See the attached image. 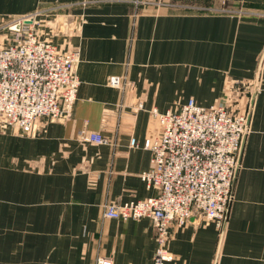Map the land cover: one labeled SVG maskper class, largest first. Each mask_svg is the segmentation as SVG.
<instances>
[{
	"label": "crops",
	"instance_id": "0c3cea01",
	"mask_svg": "<svg viewBox=\"0 0 264 264\" xmlns=\"http://www.w3.org/2000/svg\"><path fill=\"white\" fill-rule=\"evenodd\" d=\"M75 1L0 0V18ZM83 1L64 9L73 20L65 34H43L61 51H79L68 118H39L29 135L0 121V264H94L97 256L151 264L150 219L103 215L107 202L156 193L140 177L160 131L151 111L189 98L248 108L264 17L219 10L264 11V0ZM85 129L107 143L80 139ZM167 247L170 264H264V58L222 231L173 227Z\"/></svg>",
	"mask_w": 264,
	"mask_h": 264
},
{
	"label": "built area",
	"instance_id": "2783aa9c",
	"mask_svg": "<svg viewBox=\"0 0 264 264\" xmlns=\"http://www.w3.org/2000/svg\"><path fill=\"white\" fill-rule=\"evenodd\" d=\"M85 3L53 4L0 18V121L17 127L20 135H29L39 118L64 121L71 112L80 84L79 51H61L43 34H65L73 20L64 9ZM219 11L239 17H264V11L248 8L223 7ZM5 32L9 34L1 44ZM109 84L122 87L123 82L121 77L112 76ZM247 110H233L222 102L202 106L189 98L177 109L151 111L160 131L147 145L151 165L140 177L156 193L103 205L107 218L150 219L156 241L151 264L173 261L174 254L167 247L173 227L212 222L220 231L223 229ZM80 139L108 141L87 129L81 131ZM94 264L120 263L97 256Z\"/></svg>",
	"mask_w": 264,
	"mask_h": 264
},
{
	"label": "water",
	"instance_id": "95a60500",
	"mask_svg": "<svg viewBox=\"0 0 264 264\" xmlns=\"http://www.w3.org/2000/svg\"><path fill=\"white\" fill-rule=\"evenodd\" d=\"M263 58H264V50H263L262 55H261V57L259 59V64H258V68H257V74H256V78H255V83H254V87H253L252 94H251L250 99H249L248 110H247V115H246L245 132H244L243 137H242V140H241V145H240V150H239V154H238V159H237V164H236L235 172H236V169H237L238 164H239V157H240V154H241V151H242V146H243V141H244L245 133H246V130L248 128V123H249V118H250L251 109H252V105H253V100H254V96H255V93H256L257 87H258L259 72H260V68H261V64H262Z\"/></svg>",
	"mask_w": 264,
	"mask_h": 264
},
{
	"label": "rangeland",
	"instance_id": "374dc122",
	"mask_svg": "<svg viewBox=\"0 0 264 264\" xmlns=\"http://www.w3.org/2000/svg\"><path fill=\"white\" fill-rule=\"evenodd\" d=\"M135 1H142V0H135ZM231 9V8H230ZM248 9H250V8H248ZM256 10V9H255ZM258 11H261V10H258ZM42 20H43V18H42ZM8 34H9V32H5L2 36H3V38H6L7 36H8ZM2 39V38H1ZM4 42V40L1 42V44ZM212 223V222H211ZM202 224H205V223H202ZM202 224H200V225H202ZM213 225H214V223H212ZM199 226V225H198ZM215 226V225H214ZM196 227V226H195ZM215 228L217 229V231L218 232H220V230L215 226ZM222 231V230H221Z\"/></svg>",
	"mask_w": 264,
	"mask_h": 264
}]
</instances>
